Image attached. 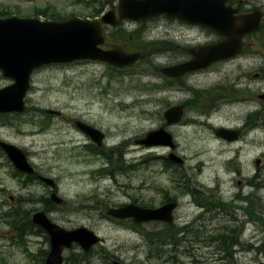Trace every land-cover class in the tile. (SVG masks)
<instances>
[{
    "label": "rangeland",
    "instance_id": "374dc122",
    "mask_svg": "<svg viewBox=\"0 0 264 264\" xmlns=\"http://www.w3.org/2000/svg\"><path fill=\"white\" fill-rule=\"evenodd\" d=\"M117 2L0 0V18L6 13L46 20L37 11L46 7L60 16L91 18ZM158 22L138 26L136 21H122L123 32L135 30L130 38L143 41L145 55L148 52L134 66L119 68L101 60L42 66L31 76L25 109L0 112V141L22 147L37 174L54 179L64 198L63 203H49L53 186L40 178L21 173L20 181L14 179L17 169L0 149V264L45 263L48 233L41 228V233L20 237L13 227L28 216L24 211L32 217L39 210L67 229L85 226L103 238L90 252L76 243L65 249L64 264H264V122L258 123L255 140L250 135L239 141L217 136L218 127L244 125L248 108L238 113L224 106L231 103L210 107L208 89L191 90L223 83L228 66L223 64L216 73L184 74L168 84L165 79L171 77L161 73L162 67L157 73L154 66L177 64L181 41L173 38L176 27L170 26L169 36L167 26ZM164 36L173 41L165 44L169 57L160 50ZM11 83L0 71V88ZM214 92L225 94L221 89ZM183 101L190 107L180 122L166 123L167 108ZM76 121L101 130L102 145H96ZM161 127L172 133L174 148L139 142ZM171 153L182 162L170 159ZM237 192L248 199L235 201ZM199 197L204 203L206 198H220L228 205H209L207 211L198 205ZM164 198L178 201L174 222L165 226L156 221L132 226L128 219L122 225L108 214L109 208L132 202L157 208ZM250 211L260 219L252 220ZM198 215L203 216L200 221ZM187 225L191 230L182 231Z\"/></svg>",
    "mask_w": 264,
    "mask_h": 264
},
{
    "label": "water",
    "instance_id": "95a60500",
    "mask_svg": "<svg viewBox=\"0 0 264 264\" xmlns=\"http://www.w3.org/2000/svg\"><path fill=\"white\" fill-rule=\"evenodd\" d=\"M223 10V9H222ZM220 10L210 0H119L117 10L111 9L101 18H81L72 16L65 20H41L38 18H21L17 16L0 18V71L5 77L13 80L0 89V112H21L25 109V97L30 88L32 72L41 66L53 63H71L78 60H103L113 66L126 67L143 57L138 49H128L123 42L109 40L106 37L104 23L116 25L121 19L135 21L146 20L165 13L169 17H179L190 22L201 23L227 35V39L218 46L202 48L194 51L195 57L177 65L161 68L167 76H181L186 72L206 67L211 62L236 54L240 49L242 35L259 25V15H240L231 17L229 11L228 32L220 26H211L220 22ZM222 20V21H223ZM49 113H58L48 110ZM184 106L175 105L164 112L166 123H178L183 116ZM77 126L87 133L98 145L104 139V133L85 122L77 121ZM218 136L227 140L239 137L240 131L218 128ZM147 146L168 145L175 147L172 134L164 127L151 131L139 140ZM0 147L6 152L13 165L26 174L35 173L34 166L29 162L25 150L13 143L0 141ZM170 159L182 162L173 153ZM260 160H257L259 164ZM49 186H54L52 178L40 176ZM52 199L63 202L56 192ZM176 201L166 203L158 208L141 207L126 204L109 209V214L118 218H132L136 223L151 221L173 222ZM34 224L42 227L50 237V250L45 264H63L64 250L73 243H78L88 251L101 241V237L93 230L81 226L73 229L62 227L52 221L44 210L32 215Z\"/></svg>",
    "mask_w": 264,
    "mask_h": 264
},
{
    "label": "flooded vegetation",
    "instance_id": "af4514ba",
    "mask_svg": "<svg viewBox=\"0 0 264 264\" xmlns=\"http://www.w3.org/2000/svg\"><path fill=\"white\" fill-rule=\"evenodd\" d=\"M211 3L220 10L221 16L222 14L225 15V19L223 20L222 17H219L220 22L217 24L212 23L211 26H220L224 30L225 33L228 32V26H229V19H226L230 15L229 11H233L231 13V17H237L240 15H252V14H258L259 15V25L257 28L250 30L249 32L242 35L241 42H240V49L236 54L228 55L224 58L217 59L213 62H211L206 67H201L199 69H196L192 72L186 73L188 76H191L192 74H197L196 71H207V73H216V71H220V67L223 66V64H226L228 66V69L224 68V75L225 78L223 80V83L218 81L215 84L218 85H210L211 87L208 88L207 85H198L195 86L197 89L191 90V92H201L202 90L208 89L210 94V97L208 98V105L210 107H216L217 105L221 103H231V104H224V106H230L235 109V111H240L242 109L248 108V110L245 113L244 116V125H241L239 127H228L233 128L236 130H239L240 136L235 139L237 141L246 138L247 135L253 136L252 140H255L256 138V129L257 126L262 124L264 122V103L262 102V99H264V88L262 87V84L264 83V0H210ZM223 9V10H222ZM151 20H157L159 21L158 24L160 26H167L168 29L165 30L166 35H171V29L170 26H174L177 29L174 31L176 32L173 38H176L177 41H181V43L178 44V50L181 52V56L179 58V61L177 63H182L185 61L192 60L195 55L191 50L194 51H200L202 48L205 47H211L214 45H219L221 42H224L227 39L226 34H222L211 27H208L207 25L196 23V22H190L187 19H181L179 17H169L165 13H162L160 16L155 18H150L146 20L144 23L138 22L136 23L138 26H141L143 24H148V21ZM223 20V21H222ZM129 22H132L130 20H126ZM122 24L123 26H120ZM117 26H105L107 36L110 39H117L114 38L113 32L114 31H121L124 28V24L120 23ZM173 27V28H174ZM112 33V34H111ZM121 41H125L123 39H120ZM160 42V50L163 51L167 57H169V52H167V47H165V44H173V41L170 37H162ZM166 59V58H165ZM176 64V63H175ZM169 65L168 63H165L166 66ZM164 78V77H163ZM165 79V78H164ZM171 80L167 82H173L180 80L179 78H171V79H165ZM194 84V83H191ZM207 87V88H206ZM217 89L224 90L225 94L223 95V92L220 94H216L214 91H217ZM260 95L259 100L256 99V96ZM224 97L225 99L220 101V98ZM258 98V97H257ZM185 105V107H190V102L183 101L181 102ZM180 104V103H178ZM258 123H260L258 125ZM94 152H97V154H102L99 151L92 150ZM22 174L19 172H15L13 174L14 179L20 181L22 179ZM40 175L35 174L30 179L39 178ZM247 182V180H246ZM251 185H256L255 180L250 181ZM50 193L57 192V185L54 189L49 190ZM235 201L236 200H244L245 196H243L240 192H237L235 194ZM11 199L15 202L17 199H15L14 196H11ZM49 201H53L52 197L50 196L47 198ZM165 200L163 203H168L169 201H172V198H164ZM218 200L220 198H217ZM176 200V199H175ZM198 200V205L202 208L206 209L207 211H210L209 205H219V206H227L228 203L222 204L221 202H214V201H208V202H202L201 198H196ZM11 201V202H13ZM16 203V202H15ZM50 203V202H49ZM135 204H138V202H132ZM140 206H144L141 204H138ZM122 206V205H120ZM116 206V207H120ZM147 207V206H145ZM252 215V220L260 219L259 217H256L255 214L250 211L249 212ZM103 218L107 217L106 215H102ZM112 218L115 222L124 224L126 219H118L112 216H109ZM202 215H198L196 217L197 221H200L199 219L202 218ZM130 220V224L133 226L134 220L131 218H128ZM165 224V223H164ZM165 226V225H164ZM191 230L190 225L185 226L182 231L188 232ZM224 250H226V247H223Z\"/></svg>",
    "mask_w": 264,
    "mask_h": 264
},
{
    "label": "trees",
    "instance_id": "16d2710c",
    "mask_svg": "<svg viewBox=\"0 0 264 264\" xmlns=\"http://www.w3.org/2000/svg\"><path fill=\"white\" fill-rule=\"evenodd\" d=\"M96 9H97V8H95L94 11H95ZM37 11L40 12L41 14H43V15L45 16L46 19H51V20H65V19H67V18H69V17H71V16H74V15H70V16H60L59 12H57V11H55V10L50 11L48 7L44 8V9H39V8H37ZM7 14H9V13H7ZM11 15H12V14H10V15H6V13H5V16H4V17H9V16H11ZM96 16H98V14L93 13L90 17H96ZM131 33L134 34V33H135V30H134L133 32H125V33L123 32V30H121V31H114L112 36H113L114 38H117V40H120V39L125 40V42H127V43L130 45V47H132V48L143 49V50H144V48H145L144 42L141 41L142 43L140 44L139 40L131 39L130 36H129V34H131ZM111 34H112V33H111ZM145 58H147V57H144L143 59H145ZM143 59H142V60H143ZM159 67H160V66H154V70H155L157 73H159V71H158V68H159ZM0 149H1V148H0ZM1 150H2V149H1ZM15 172H19V171L16 170ZM27 177L31 178L32 175H27ZM196 190L198 191V189H196ZM198 192H199V191H198ZM208 200H210V198H206V201H208ZM47 201L50 202L48 199H47ZM251 202H252V204L254 203L253 200H252ZM24 213H25L26 215H28V216H26V218L22 217V219H23V223H21V222H17L18 225L15 224V225L13 226V227H15L16 230L18 231L19 236L21 237L22 235H25L26 233L31 232V231H37L38 233L43 232V230L41 229L40 226H37L36 224L33 223L32 218H31L29 212H25V211H24ZM13 215H14L15 217H18V215H16L15 213H13ZM222 237H224V236L222 235ZM48 239H49V238H48ZM225 240H226V239H225ZM88 252H90V251H88ZM88 252H84V255H87ZM45 253L47 254V252H45ZM44 260H45V259H44ZM78 262L81 263V262H83V261L80 260V261H78Z\"/></svg>",
    "mask_w": 264,
    "mask_h": 264
}]
</instances>
